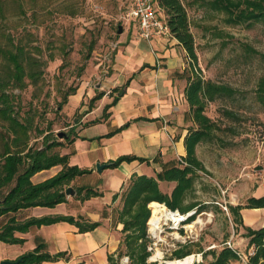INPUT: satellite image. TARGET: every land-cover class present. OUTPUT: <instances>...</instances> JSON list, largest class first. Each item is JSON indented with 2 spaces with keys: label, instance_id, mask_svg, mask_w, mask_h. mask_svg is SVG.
<instances>
[{
  "label": "rangeland",
  "instance_id": "374dc122",
  "mask_svg": "<svg viewBox=\"0 0 264 264\" xmlns=\"http://www.w3.org/2000/svg\"><path fill=\"white\" fill-rule=\"evenodd\" d=\"M213 1L183 0L197 60L190 62L178 48L176 56L183 66L177 70L186 69L189 76H193L194 71L203 80L233 92L205 102L203 113L214 126L195 146L204 170L196 172L192 190L183 203L198 204L197 212L191 210L193 215L180 223L168 222L160 232L152 233V237L148 224L153 214L152 202L147 206L149 218L145 223V238L137 245L146 241L148 264H166L165 261L173 260L174 252L179 249L201 256L193 264H208L214 260L209 252L218 254L224 247L242 256H249L254 251L247 245L243 223H235L230 210L235 198L228 187L240 188L246 182L262 185L253 172L264 165V106L257 98V88L264 75V24L260 21L230 24L225 12L212 9L210 3ZM131 5L132 0H0V46L7 44L6 36L10 35L15 44L23 46L25 52L39 62L35 81L25 77L24 87L7 90L14 96V110L20 122L30 118L29 147L41 149L53 142L62 143L65 136L72 135L69 125L81 120L82 113L78 110L72 113L68 109V96L84 83L97 92L105 89L103 83L111 74L115 54L120 50ZM158 12L167 18L160 7ZM168 47L173 48V45ZM2 62L0 55V64ZM181 84L184 128L189 131L197 127L191 120L186 98L181 97V91L187 85L185 78ZM6 126V122L0 120V155L5 149L2 133ZM60 133L62 138L58 136ZM59 152V146L47 150L49 155ZM167 162L158 159L159 169ZM86 180L81 178L82 182ZM13 185L14 182L3 188L2 194ZM69 186L76 188L77 184ZM172 186L167 181L158 182L160 191L166 195L170 194ZM66 198L78 205L74 195H66ZM244 198L242 195L238 199L242 205L247 202ZM122 206L120 193L113 210L114 219ZM9 216L11 214L0 216V227ZM23 217L20 215L18 219ZM189 224L192 227L187 228ZM120 234L119 252L128 258L125 264H132L124 242L127 233ZM157 250L161 257L150 260ZM198 251L205 252L206 256L203 258ZM228 264L244 263L238 258Z\"/></svg>",
  "mask_w": 264,
  "mask_h": 264
},
{
  "label": "crops",
  "instance_id": "0c3cea01",
  "mask_svg": "<svg viewBox=\"0 0 264 264\" xmlns=\"http://www.w3.org/2000/svg\"><path fill=\"white\" fill-rule=\"evenodd\" d=\"M121 41L111 74L103 83L105 89L97 92L84 83L68 96V109L72 113L78 110L82 117L69 125L72 135L59 145V156H67L68 166L90 171V174L73 179L70 185L93 186L100 196L76 200L78 205L66 198L65 203L52 208L34 207L15 214L17 219L24 216L19 221L31 217L71 216L79 221L98 222L99 226L79 232L75 224L59 221L31 227L25 233L14 232V236L23 242H0V261L16 260L42 243V252L50 256L62 253L63 256L40 264H125V256L119 252L123 225L113 217L117 200L112 201L113 195L119 193L120 196L133 174L154 177L160 170L158 159L173 161L186 155L184 140L188 130L184 128L185 107L180 102L179 91L183 71L177 70L183 63L175 52L180 48L183 55H187L186 51L172 35L151 40L138 38L134 22L127 23ZM184 89L185 86L181 97H185ZM97 93L103 95L93 101ZM126 155L146 161L123 162L116 168L108 166L101 173L96 171L97 163L110 164ZM61 169L62 165H57L42 170L34 174L31 181L34 184L43 182ZM83 177L87 180L82 182ZM167 183L173 185L172 189L176 185L175 182ZM250 183H242L240 188L228 187L235 198L230 206L242 205L238 202L242 195H245L244 200L264 196L263 185ZM240 215L244 228L264 226V208H243Z\"/></svg>",
  "mask_w": 264,
  "mask_h": 264
},
{
  "label": "trees",
  "instance_id": "16d2710c",
  "mask_svg": "<svg viewBox=\"0 0 264 264\" xmlns=\"http://www.w3.org/2000/svg\"><path fill=\"white\" fill-rule=\"evenodd\" d=\"M156 3L166 14L171 35L186 51L190 62L195 63L197 57L194 38L190 31V22L183 0H156ZM210 4L213 10L225 12L228 16L226 21L230 24L237 25L251 21H260L264 24V0H214ZM6 40L7 44L0 46V55L3 59L0 64V120L6 122L7 125L6 131L2 133L6 143L5 149L0 155V216L7 214H11V216L0 227V242L22 243L23 240L16 238L14 232L25 233L31 227L49 225L59 221L75 224L79 232L91 231L100 223L79 221L71 216L31 217L19 221L15 216L18 211L23 209L52 208L60 203H65L67 201L65 189L69 187L71 181L78 176L90 174V171L79 169L76 166H68L66 164L67 156L47 154L49 148L59 146L60 143L53 142L41 149L29 147L30 118L20 122L17 111L14 110L12 100L14 96L7 90L11 87H24L25 77L30 78L32 82L35 81L39 73V62L31 58L23 46L15 44L10 35L6 36ZM186 72L185 69L181 74L187 82L184 93L190 107L191 120L197 127L190 129L184 140L186 155L164 164L155 177L133 174L121 192L123 206L117 212L116 221L123 225L121 233H127L124 242L128 250L127 253L132 257V264H148L146 259L149 254L146 251V241L144 240L137 245L139 240L145 238V223L149 218L148 204L154 201L159 202L170 210H178L182 214L193 209H196L195 212H197L200 208L198 204L184 205L183 203L187 193L192 190L196 172L204 170L202 163L195 155V146L210 134L214 126L203 113L205 102L225 93L232 94L233 92L224 86L203 80L194 71H192L193 76L186 75ZM73 92L74 90H72ZM257 94L258 101L264 106V75L260 79ZM102 95L103 93L98 94L93 101ZM134 160L146 161L143 158L126 155L118 157L110 163L109 167L116 168L123 162ZM57 165H62V169L56 175L43 182L32 183L31 177L34 174ZM159 181L175 182L176 185L171 193L166 195L160 191ZM12 182L14 185L3 195V188ZM73 189L75 190L74 197L80 201L100 196V193L93 186L83 185ZM118 196L119 193L113 195L112 201H115ZM243 208H264V196L249 198L243 206H230L235 217V223L242 222L240 210ZM244 229V236L248 238V247L254 248L253 254L248 256V264H264V226L259 229L249 227ZM43 250L44 244L38 243L32 252L20 256L19 264H40L42 261L56 260L63 256L62 253L50 256L42 252ZM198 253H201L203 258L206 256L205 252L198 251ZM209 253L213 255L214 260L208 264H228L231 260L239 258L238 254L228 247H224L218 254L213 251ZM190 254L189 251L179 249L174 252L171 259H182Z\"/></svg>",
  "mask_w": 264,
  "mask_h": 264
},
{
  "label": "built area",
  "instance_id": "2783aa9c",
  "mask_svg": "<svg viewBox=\"0 0 264 264\" xmlns=\"http://www.w3.org/2000/svg\"><path fill=\"white\" fill-rule=\"evenodd\" d=\"M158 11L159 7L157 6L156 0H132V5L127 14L126 22H134L136 24L137 36L140 39L151 40L154 37L170 36L171 33L169 31L167 21L165 18L160 16ZM253 174L260 180L261 184L264 186V165L260 168H255ZM168 222L171 221H161L160 227L156 230V232H160V230L164 228V226H166ZM180 222L181 221H179L178 223ZM156 232H153L149 226V235L154 237L152 233ZM151 250L152 248L149 247L148 251L151 252ZM237 254L244 264H248V256H242L239 253ZM252 254L253 252L249 255ZM124 259L125 261L128 260L127 257H125Z\"/></svg>",
  "mask_w": 264,
  "mask_h": 264
},
{
  "label": "bare ground",
  "instance_id": "6f19581e",
  "mask_svg": "<svg viewBox=\"0 0 264 264\" xmlns=\"http://www.w3.org/2000/svg\"><path fill=\"white\" fill-rule=\"evenodd\" d=\"M152 216L148 222L150 229L153 232H156V230L160 227V223L163 220L166 221H172V222H179V221H184L187 218H189L190 216L193 215V212H189V214H181L179 213V211L176 210H168V208L163 205L162 203H158V202H153L152 204ZM198 221H200V217H198ZM187 228L192 227V225H187ZM157 257H161V252L160 251H156V254H154L153 256H151V260H155ZM201 259V256L199 254L194 255H188L182 259H173V260H167L165 261L166 264H193V262L195 261H199Z\"/></svg>",
  "mask_w": 264,
  "mask_h": 264
},
{
  "label": "water",
  "instance_id": "95a60500",
  "mask_svg": "<svg viewBox=\"0 0 264 264\" xmlns=\"http://www.w3.org/2000/svg\"><path fill=\"white\" fill-rule=\"evenodd\" d=\"M119 33H121L122 32V29L121 28H119V31H118ZM100 87V85L98 84L97 85V88H99ZM124 91H125V89L124 90H122L121 92H119L118 93V96H121L123 93H124ZM58 136L60 137V138H62L63 137V134H58ZM65 137H67V136H65ZM110 164H100V163H97L96 164V171L98 172V173H101L105 168H107L108 166H109ZM65 195H67V196H69V195H75V190L72 188V187H67L66 189H65ZM20 261H21V258H18V259H16V260H1L0 261V264H19L20 263Z\"/></svg>",
  "mask_w": 264,
  "mask_h": 264
}]
</instances>
